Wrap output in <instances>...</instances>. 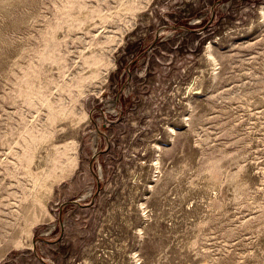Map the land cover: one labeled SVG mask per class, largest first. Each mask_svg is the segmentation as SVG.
<instances>
[{
  "label": "rangeland",
  "instance_id": "374dc122",
  "mask_svg": "<svg viewBox=\"0 0 264 264\" xmlns=\"http://www.w3.org/2000/svg\"><path fill=\"white\" fill-rule=\"evenodd\" d=\"M215 1L0 0V264H264V0Z\"/></svg>",
  "mask_w": 264,
  "mask_h": 264
},
{
  "label": "water",
  "instance_id": "95a60500",
  "mask_svg": "<svg viewBox=\"0 0 264 264\" xmlns=\"http://www.w3.org/2000/svg\"><path fill=\"white\" fill-rule=\"evenodd\" d=\"M221 0H216L212 5H211V7H210V18L212 17V14H213V7L218 3V2H220ZM209 21V20H208ZM181 28H183V29H185V30H187V31H195V30H193V29H191V28H188V27H181ZM156 36H157V34H155L154 35V38H153V41L156 39ZM145 51V49L143 50V51H141V53L140 54H138L133 60H131L129 63H128V65L129 64H131L132 62H134V61H136L138 58H139V56L143 53ZM126 70H127V68H126ZM106 147H107V145H106ZM102 152V151H101ZM99 153V152H98ZM95 155V154H94ZM94 155L90 158V160H89V162H88V166H89V170H90V173H91V175L94 177V179H95V192H94V194L93 195H96L97 194V191H98V189H99V185H98V178H97V175H96V173L93 171V169H92V159H93V157H94ZM92 200H93V197L90 199V201H89V203H87V204H81V203H79L77 200H70V201H67V202H65V204H70V205H73V206H79V207H85V206H88L91 202H92ZM57 222H58V229H59V231H58V236H57V238H55L56 240H58L59 238H60V236H61V233H62V216H61V211L59 210L58 211V213H57ZM36 241H41V242H47V243H49V242H53V240H50V241H48V240H46L45 238H41V237H34L33 238V240H32V252H33V255L36 257V259H37V261L40 263V264H51V263H49V262H47V261H44L38 254H37V252H36V248H35V242Z\"/></svg>",
  "mask_w": 264,
  "mask_h": 264
}]
</instances>
